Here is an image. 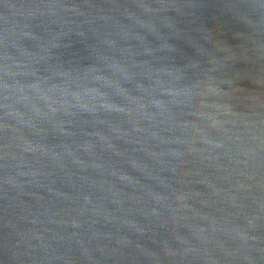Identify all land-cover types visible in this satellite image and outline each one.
<instances>
[{
  "label": "water",
  "instance_id": "95a60500",
  "mask_svg": "<svg viewBox=\"0 0 264 264\" xmlns=\"http://www.w3.org/2000/svg\"><path fill=\"white\" fill-rule=\"evenodd\" d=\"M0 264H264V0H0Z\"/></svg>",
  "mask_w": 264,
  "mask_h": 264
}]
</instances>
